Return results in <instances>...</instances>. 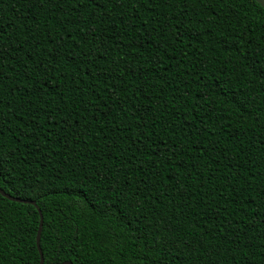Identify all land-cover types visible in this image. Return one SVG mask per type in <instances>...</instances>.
Masks as SVG:
<instances>
[{"label": "trees", "instance_id": "16d2710c", "mask_svg": "<svg viewBox=\"0 0 264 264\" xmlns=\"http://www.w3.org/2000/svg\"><path fill=\"white\" fill-rule=\"evenodd\" d=\"M255 0H0V188L44 264H264ZM0 194V264H41Z\"/></svg>", "mask_w": 264, "mask_h": 264}, {"label": "water", "instance_id": "95a60500", "mask_svg": "<svg viewBox=\"0 0 264 264\" xmlns=\"http://www.w3.org/2000/svg\"><path fill=\"white\" fill-rule=\"evenodd\" d=\"M255 1L258 3V0H255ZM258 4H259V3H258ZM260 5H261V7L264 9V5H262V4H260ZM0 194H1L4 198H6V199H8V200H10V201H12V202H19V203H20V202H23V203H29V204H31V205H33L34 207L37 208V210H38V212L40 213V216H41V224H40V230H39V234H38V238H37V244H38L39 252H40V254H41V264H44V258H43V254H42L41 247H40V235H41L42 226H43V215H42V212H41L40 208L37 206L36 202L23 201V200H21V199H18V198L12 197V196H10L9 194L5 193L1 188H0ZM64 264H71V263H64Z\"/></svg>", "mask_w": 264, "mask_h": 264}, {"label": "snow or ice", "instance_id": "6c2138e0", "mask_svg": "<svg viewBox=\"0 0 264 264\" xmlns=\"http://www.w3.org/2000/svg\"><path fill=\"white\" fill-rule=\"evenodd\" d=\"M258 3L264 5V0H258ZM261 76L264 77V71L261 72Z\"/></svg>", "mask_w": 264, "mask_h": 264}]
</instances>
